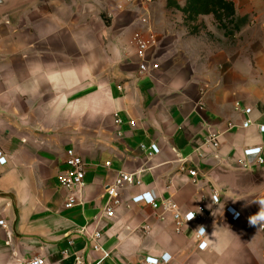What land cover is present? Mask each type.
Segmentation results:
<instances>
[{
    "label": "crops",
    "instance_id": "crops-1",
    "mask_svg": "<svg viewBox=\"0 0 264 264\" xmlns=\"http://www.w3.org/2000/svg\"><path fill=\"white\" fill-rule=\"evenodd\" d=\"M225 1L235 15L223 43L203 40L221 24L193 12V0H32L29 18L0 16V151L9 161L0 168V264H144L165 254L169 264H264V227L248 219L264 199V163L245 155L261 147L264 159V0ZM136 35L154 36L159 53L148 54L145 73ZM211 132L219 148L204 144ZM153 144L161 153L150 156ZM70 149L85 162L86 186L66 209ZM120 172L142 184L123 189L96 252L81 230L95 226ZM146 192L158 209L144 204Z\"/></svg>",
    "mask_w": 264,
    "mask_h": 264
},
{
    "label": "built area",
    "instance_id": "built-area-1",
    "mask_svg": "<svg viewBox=\"0 0 264 264\" xmlns=\"http://www.w3.org/2000/svg\"><path fill=\"white\" fill-rule=\"evenodd\" d=\"M155 44V41L153 42ZM153 46L149 42H145L140 40L138 46V57L140 59V71L142 73L149 71L150 61L148 53ZM154 70L159 68L158 65L154 64L152 67ZM135 125V123H132ZM253 125L252 121H246L243 124V128H249ZM259 131L264 134V125L259 126ZM204 144L206 146H212L214 148H219L220 146V135L211 132L205 138ZM143 149H146L145 145H142ZM149 155L160 154L161 149L153 144L149 148ZM263 148H254L245 151L246 156H258V163L263 164L264 159L260 156L262 154ZM9 163L7 156L0 151V168L7 166ZM65 164L67 166V170L60 177L61 186L68 191L67 202L65 204L66 209H72L78 204H81V199L79 194L83 191L86 186L85 178H86V165L83 158L75 151V149H70L66 152V161ZM111 164L108 163L107 166ZM183 171L187 172L194 178V182H197L198 173L195 170H187L186 168L182 169ZM142 184L141 180L136 177L135 174H129L126 172H120L115 183L110 185L107 188L108 200L105 206L103 213L96 218L95 226L91 225L88 227H84L81 230V235L84 236L91 247L96 252H103V248L101 245V240L103 238L101 229L99 225L104 222V219H113L116 217L115 209L121 205V192L123 189L131 186H140ZM142 199L145 205L152 206L154 209H158L159 203L157 198L151 192H146L142 195ZM212 200L215 204L220 203V196L218 193H215L212 197ZM169 211L173 212L174 218L176 221L177 231L180 232L181 228L183 227V217L181 213L178 211L177 206L172 204L167 207ZM204 209L203 207L199 208L198 212L192 213V217L201 220L202 214ZM227 213L232 218L239 217V212L234 209L233 207L229 206L226 209ZM7 228V223L3 219V216L0 213V231ZM206 233V230H205ZM205 233L197 234V240L200 241V250H204L207 246V243L204 242ZM74 241L70 240L68 242V246L74 247ZM201 245H204L203 247ZM69 251H65V255H68ZM172 257L168 254L162 255L161 257H147L144 260V264H169ZM28 264H45V260L42 258H34ZM75 264H92L89 263L83 256H78L75 260Z\"/></svg>",
    "mask_w": 264,
    "mask_h": 264
},
{
    "label": "rangeland",
    "instance_id": "rangeland-1",
    "mask_svg": "<svg viewBox=\"0 0 264 264\" xmlns=\"http://www.w3.org/2000/svg\"><path fill=\"white\" fill-rule=\"evenodd\" d=\"M23 1H27V3L23 5ZM22 5H23V8H21ZM32 9H33L32 0H17L15 2V4L10 9L7 10V12L9 11L10 13H15V12L19 13V18L24 19V18H29L30 17ZM229 19H230V17L229 18L226 17V20L224 19L222 21V24L220 23L221 24V26H220L221 31H219V32L217 31L218 32L217 35L213 34V32L211 31V28H210V31H209L210 34L208 32H206L205 36L203 37V40L205 42L216 40V41H219V42L223 43V38L222 37L225 34V32H226V34L229 35L230 32H231V29H233L232 26L229 25V22H230ZM91 23L93 24V26H95L94 25L95 21H93ZM223 27H225L227 30L225 31ZM93 38L94 37L89 36L90 40L93 39ZM140 40L145 41V42H149L151 44V46L155 47L154 44H153V42L155 41V37L154 36H149L148 35L147 37H145V36H142V35L141 36H137L136 35L135 38H134V45L136 47V55H137V57H138V46H139V41ZM152 48L150 49L148 54L150 55V53H151V56L154 55V61H157L158 58H159V53L157 51H155V48H153V49ZM201 54L203 55L205 53H201ZM138 59H139V57H138Z\"/></svg>",
    "mask_w": 264,
    "mask_h": 264
},
{
    "label": "trees",
    "instance_id": "trees-1",
    "mask_svg": "<svg viewBox=\"0 0 264 264\" xmlns=\"http://www.w3.org/2000/svg\"><path fill=\"white\" fill-rule=\"evenodd\" d=\"M192 11L197 14H213L221 24L226 17L235 15L234 6L225 0H193Z\"/></svg>",
    "mask_w": 264,
    "mask_h": 264
},
{
    "label": "clouds",
    "instance_id": "clouds-1",
    "mask_svg": "<svg viewBox=\"0 0 264 264\" xmlns=\"http://www.w3.org/2000/svg\"><path fill=\"white\" fill-rule=\"evenodd\" d=\"M258 204L260 205V210L256 214L251 215L248 218L249 224L252 226L259 225L260 227H264V199H260L258 201ZM190 218H192V217H190ZM196 231L199 234L205 233V229L203 226H200ZM201 246L203 247L204 245H201Z\"/></svg>",
    "mask_w": 264,
    "mask_h": 264
},
{
    "label": "water",
    "instance_id": "water-1",
    "mask_svg": "<svg viewBox=\"0 0 264 264\" xmlns=\"http://www.w3.org/2000/svg\"><path fill=\"white\" fill-rule=\"evenodd\" d=\"M17 0H0V16L7 12Z\"/></svg>",
    "mask_w": 264,
    "mask_h": 264
}]
</instances>
